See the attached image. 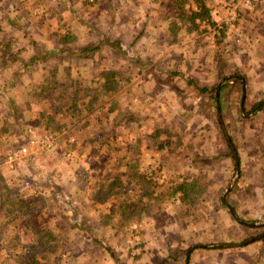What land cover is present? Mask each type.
<instances>
[{
    "label": "rangeland",
    "instance_id": "1",
    "mask_svg": "<svg viewBox=\"0 0 264 264\" xmlns=\"http://www.w3.org/2000/svg\"><path fill=\"white\" fill-rule=\"evenodd\" d=\"M2 1L0 0V12H3ZM31 1L29 0V2ZM54 1L56 3L53 7L51 3L46 5L47 9L45 11L51 12V15L47 19L44 18L43 22L52 23L51 19H55L57 22L54 25H57L58 21L64 18L61 24L75 22L74 24H78V26L74 29L71 25L65 24V26H69L68 28H71L72 31L75 30L87 35V29L80 20L77 18L65 20L67 13H72V10H79L80 15L91 12L94 16L99 14L103 17V12L108 13L111 10L114 13V16L113 14L111 16L114 19L113 22L116 28L101 31L109 34L110 38L106 42L111 44L110 48L111 46L114 48L115 46L119 47L118 44L122 43V46H130L128 49L132 56L140 55L143 57V48L139 49L140 42H144V45L147 41L151 42L152 44H149V47L155 44L162 46L161 44L165 43L176 48V50H178L177 46L181 43L184 46L179 47L178 52L185 61L181 58L184 65L179 68V71L176 68L171 70L173 71L172 74H175L174 77H179L178 79L181 81L179 88L182 90L179 93L180 99L170 101V109L168 110L170 112L164 115L163 118L165 122L163 129H161L163 130L161 137L166 138L169 146L164 149L162 154L166 158L163 162L167 165L154 164V160L141 162L149 167L148 170H154L156 173L155 176H147L149 172L147 171V174H144L141 170V164L135 163L137 165V175L152 182L151 185L149 183L146 186L143 185L144 190H153L154 194L150 197H144V191L141 190V184L143 183L138 180L133 185L128 179L125 180L126 176H123L121 183H119L121 185L116 189L120 190L118 193H121V198H112L105 206L96 203L98 206L109 207L107 211L101 210V218H103L106 227L101 228L96 233L90 228L77 227L78 231L83 230L86 234H90L93 242L100 241L98 238L104 240V243L100 241L103 246L100 247L101 251H97L99 252L98 257H96L97 255L91 257L88 254L81 256L79 254H83V250L87 253H94L95 250L82 249L81 247L78 250L75 247L74 257H60L59 259L54 257L50 260L48 256L42 264H69L70 261L74 260H77V264H137L134 255L129 252L128 248L124 247L125 244L130 243L129 239L133 240L136 235V232L132 231L135 221H121L119 219L120 212L112 211V208L116 209V207L111 206H118L123 201H128L129 204L137 203L138 209L144 208L139 223L144 222L148 218L147 214H149L146 211V202L148 199L157 198L158 188L162 184L159 176L166 181L167 193L161 200L152 205L150 211L154 214H157V212L160 214V210L166 205L167 216L176 213V218L172 219L173 224L177 220L180 222L179 225H186V223L187 225H193L192 227L189 226V229L183 226L180 229L176 227L174 234L175 237L177 236L175 240L178 241L173 242L172 254L165 260L166 264H186L188 252L186 255L181 252L188 248L193 249L192 253L195 252L194 259L197 260H199V250L201 253L202 250L215 252V255L202 257L201 264L211 262L214 257L216 260L213 261L218 262V264H248L249 261L252 264H261L262 260L258 257L254 260V257L259 254V243L264 241V225H262L264 223V39L261 41L260 48H256L254 43L252 44L254 47L251 46L249 49L250 44H248L247 48L250 51L246 52L239 42L235 45L226 42L228 38L226 32H228V29L230 30V26L227 27V24L232 22L235 18L234 15L244 13L242 16L245 18H241L237 22L236 29L243 30L247 28V32L251 31L255 34L262 32L264 35V18H259L261 12L264 11V2L260 0H234L235 2L226 4L224 0H207L212 10H219L214 20L219 27L218 30L223 28L222 30L225 31V37L221 38V34L216 28L201 25L198 30H190L191 25L189 23L179 22L174 11L169 9L171 0H131L130 6L132 9L130 14L138 16L142 14L144 7L147 8L148 6L151 12V14L133 20L136 26L133 27L132 34L123 29V26L130 24V20L126 18L125 13L121 12V8L117 11V14L114 12L118 5H121L123 12L126 11L121 0ZM68 1H71L72 4H69ZM94 1L97 4H94ZM195 6L194 0H189L186 3L187 8H195ZM252 11L254 13L251 14ZM40 12H42L41 9L39 11L31 10L34 17L36 16V19L41 21L39 16L42 13ZM8 22L10 24H6L7 21L0 18V28L2 30L0 31V232L3 225L10 224L9 221L12 218L7 216L6 211L2 209V205L5 202L7 203L6 197L9 196V200L20 201L19 199H12V194H9L12 188L9 182L13 183V180L22 185L24 184L26 191H30V193L33 183H35L34 186L37 185L41 193L43 186L48 188L44 192L47 195L46 200L43 199L46 206L33 204L32 211L35 212L41 208L38 215L39 228L55 232L61 222L57 220L61 219H55L56 216L54 217V215L56 214H53L52 206L58 208L59 213L63 210L61 206L65 205L75 210L79 208L81 210L82 208L81 202L83 201L78 200L79 195L75 198L73 191L80 188L83 181L73 184L74 174L77 173L82 178L87 177L90 166L88 160H92L93 156H101L103 158L101 164L106 165L107 174L110 173L109 176L112 177V174L115 175L124 170L123 165L127 164V160H121V156L129 159V153L125 154L124 150L118 146L116 147L118 153H112V151L104 149L103 145L98 142L95 143L94 147L84 146L83 141L90 138H96L95 140H97L96 135L99 127L94 125L95 122L83 127L75 120L77 116H54V113H51V108L55 107V96L53 98L47 93L42 94L40 90L41 88L50 87L52 81H47V79L53 78L54 82L59 84L55 91L56 95L64 92V89H67L66 92L71 93L72 86L79 90L87 86L92 92L88 95V101L89 96H93L95 93L94 91H99L100 84L98 82L96 85V82H94V78H98L96 75L98 68L91 67V71L88 70V67H82L81 63L84 57L89 59L87 60L89 64H91L90 60H92V64L99 62L102 66L99 68L100 73L117 72L122 77L125 73L119 71L122 70L121 67L119 70L117 69L119 61L116 62L114 57L117 54L109 52L108 48H105V52L102 54L101 51L99 54L95 51L89 52L91 54H86L87 56H84L83 53H76L78 56L71 57L67 53L61 57L59 55L56 59L45 63L40 69L39 67L36 69L30 68L22 72L18 70L21 69L20 66L17 71L13 70L15 69L14 64L18 66L16 63L23 55L17 48L24 43H33L34 39L32 36H28L29 34L24 37L23 34L19 33L18 27L20 23L26 24L25 21L15 18ZM173 22L178 23V29L177 27L171 29ZM260 28L261 32L259 31ZM75 35L77 39L79 36L84 37L79 33H75ZM44 37L47 43L50 42L49 35ZM58 37L59 34L55 36V38ZM158 37H160V43L156 40ZM55 38L51 35L50 39L56 42ZM91 38L94 40V35ZM117 38L122 39L118 44L115 41L118 40ZM75 43L84 46L76 41ZM4 44H10L13 47L9 52L11 53L10 56L7 55ZM153 48L157 49L158 47L155 45ZM190 48H192V51ZM159 50L163 52L162 49ZM6 56H9V59H12L13 62L16 60L15 63H10V66L7 67L9 59ZM43 56H45L44 53ZM59 58H62V60H59ZM2 60L6 61L1 63ZM120 61L124 62L122 59ZM67 63L74 65V67L67 70ZM53 72L55 76H53ZM8 75H10V79ZM24 79L27 84L30 79L32 82L30 81L29 85H25L23 83ZM223 83L221 99L224 106L221 113L217 110L210 93L207 92ZM25 86H29L31 90H28ZM200 88H207V91L201 92L199 91ZM125 89L122 85L118 87V91ZM244 90L246 97L244 103H242ZM79 92V96L84 93L83 90ZM100 94L99 99L101 102L97 106L98 109L102 107V104L105 107L110 106L109 104L116 102L118 99L116 93L113 95ZM63 105L67 106L66 103H63ZM80 105L85 106L82 102H80ZM155 107L157 108L156 105ZM141 109L139 107V110ZM157 113H159V110ZM43 114H46V116L51 114L53 125L61 126L60 129L49 126L47 119L41 117ZM80 127V130L76 129ZM153 128H155L154 125L149 123L148 133L143 128L142 136L156 135V129ZM54 130H57V132H54ZM110 140L112 141V137H110ZM228 142L233 145L237 157H235L234 152L231 154ZM23 148H26V152L22 150ZM141 151L139 150L140 157ZM107 153L110 157L108 163ZM142 153V159L149 158L146 149ZM172 153L176 154L177 158L171 162V157H175ZM116 155L120 158L119 161L116 159ZM149 155L151 156L150 151ZM12 158H14L13 162ZM7 160L9 162L8 166H3V162ZM94 160L97 161L96 158ZM236 165H238V169L235 168ZM77 169L78 172H76ZM142 169H145V167ZM52 172H55L57 176ZM16 173L18 174L15 175ZM50 176H54L55 179L50 178ZM99 176L100 174L93 176L94 179L90 180L91 183L94 184ZM169 176L172 177L166 179ZM107 179L111 180L110 178ZM193 179L199 180L201 186V195L194 205L190 206L181 202L179 194L175 197L169 196L170 188L173 185ZM68 181L71 183H68ZM97 183L93 185L92 190L95 189V186L99 187L100 184L96 185ZM56 185H60L62 188L57 190ZM122 187L124 190H122ZM7 190L8 196L6 195ZM50 190L56 191V193L51 196L49 192L52 191ZM141 197H143L142 201L139 200ZM223 202H226L225 205ZM228 205L233 210L235 209L234 212L237 218L232 216ZM129 208L131 211L134 210L133 207ZM71 213L75 214V212ZM89 214L87 216L96 215L95 212ZM128 216L130 217V215ZM158 219L163 222L171 221L170 218L164 220L159 215ZM239 219L250 223V225H244ZM11 224H13V232H15L17 227L14 225L16 222ZM18 224L21 227V221H18ZM28 227L31 228L27 225L22 228L27 231L30 230ZM20 230L19 228L18 231L20 232ZM76 232V230L69 231V237L73 239L72 237L76 236ZM183 235L186 236L185 239ZM182 239L185 242H182ZM225 245L242 246L226 247ZM63 246L60 245L58 254L68 256ZM64 247L66 248V245ZM122 250H124L123 254H125V250L127 251L125 255H120L123 258H115V255L122 254ZM261 251L264 252V249H261ZM240 252L245 253L242 256ZM192 253L188 264H191ZM124 258L125 260H122ZM155 261L157 264H163L160 258H156Z\"/></svg>",
    "mask_w": 264,
    "mask_h": 264
},
{
    "label": "crops",
    "instance_id": "2",
    "mask_svg": "<svg viewBox=\"0 0 264 264\" xmlns=\"http://www.w3.org/2000/svg\"><path fill=\"white\" fill-rule=\"evenodd\" d=\"M23 1L24 3H22ZM224 1L226 4L235 2L234 0H224ZM260 1L264 2V0H260ZM40 2L44 6H42ZM40 2L39 0H32L31 2H29V0L2 1L3 12H0L1 14L0 18H2V20L7 21L6 24H10V22L8 21L11 19L14 20L15 18H19L22 21H25L26 24L20 23V26L18 27L19 33L23 34L24 37L27 36V34H29L28 36H32L34 39L33 43L31 44L24 43L23 45H20L19 48H17L20 52L23 53V55L21 59L18 61V63H16L18 64V66L14 64L15 69L13 70L17 71V69L20 66L21 69L18 70L22 72L25 70H29L30 68L36 69L37 67H39L40 69V67H43L45 63L50 62L53 59H56V57L59 55L61 57L66 53L69 55V57L74 55L78 56V54L76 53H83L85 54L84 56H87L86 54H91L88 53L89 51L95 50L97 54H99L101 51L102 54L103 52H105V48H108V50H110L109 52H114V54H117V56L114 55L116 62L119 61V63H117V67H118L117 69L119 70V68L121 67L122 70L119 71L125 73V75H123L124 77H122L119 73L116 72L117 79L120 81V85L124 86V88L126 89L121 91H116V96L118 99L116 102L114 101L111 104H109L110 106L105 107V105L102 104L101 105L102 107H100L95 112H92L91 114H85L82 117L77 116L78 118L76 117L75 120L78 123H80L81 126L83 125V127L91 124L92 122H95L94 125L99 127V130L96 135L97 140H95L96 138H90L86 141H83L84 146L94 147L95 143L98 142L99 144L103 145L104 149H107V151H112V153H116V154L118 153L116 149V147L118 146L122 150H124L125 154L129 153L128 155L129 159H125L126 157L121 156L122 157L121 160L122 159L127 160L126 162L127 164L123 165L124 170L122 172H118L115 175L112 174L113 175L112 177L108 176L107 174L108 169L106 168V165L101 164V160L103 159L101 158V156L99 157L93 156L92 160H88V162H90L89 163L90 166L88 168L87 177L82 178L81 176L79 177L77 173L74 174V177L72 178L73 184H78V182L83 181L80 184V188L78 189L76 188L77 190L74 189L73 191L74 197L76 198L79 195L78 200L80 202L83 201L81 202L82 208L81 210L80 208L75 210L74 208H70V206L65 205V206H61V209L63 210H61L59 213V209L58 208L56 209L55 206H52L53 214H56L54 215V217L56 216L55 219H61V220H57L61 222L58 224V229L57 231H55L56 233L51 232L55 240L54 242H51L49 246L44 248L41 245H39L38 242L40 240V237L36 236L31 228L28 227V229L30 230L24 231L22 227L26 225L25 219L12 218V223L16 222V224L14 225L17 227L15 232H13V226H12L13 224H11L10 221H9L10 224H7L6 226L3 225L2 230L0 232V264H33V260H37L39 264H42L48 258V256L50 257V260L51 258L54 257H57L58 259L60 257H67V258L74 257L73 254L75 255L74 252L75 247L78 250L80 247L82 249L89 248V250L91 249L95 250L94 253L92 252L87 253V251L83 250L85 253L82 252L83 254H79L81 256H86V254H88L89 256L94 257L95 255H97L99 253L97 251H101L100 247L103 246L101 242L104 243V240L102 238H98V240H100L101 242L100 241L93 242V239L90 238V234H86V232L83 230L78 231L77 227L83 226L86 228H90L91 230L94 231V233H96V231H100L101 228L106 227L105 222L102 220L103 218H101L102 217L101 210L107 211V209H109V207L107 206L103 207V206L108 205L107 203L110 200L100 202L97 199V196L100 193V191L102 192L104 190L105 192H108L110 189H112L111 186H113L116 190L120 185L114 180H118V179L122 180L123 176H126L125 180H127L132 170H135L134 174H137L136 169H131V168L129 169L130 167L129 164L132 163V166L135 165L137 168V165L135 163H140L142 166L141 167L142 172L144 174H147V171L149 172L147 176L148 175L155 176L156 173L154 172V170L151 169L148 170L149 167H147L146 164H142L141 162H151V160H154L153 161L154 164L158 163L159 165L162 163L164 166L167 165V163L163 162L166 158L164 157V154H162L164 149L169 146L168 142L166 141V138L161 137L163 135V130L161 129H163L164 127L163 124L165 122L163 118L164 115L170 112L168 111L170 109V101L180 99L179 93L182 90V89L180 90L179 88L181 83V81L178 79L179 77H174L175 74H172L173 71H171L173 68H176L179 71V68L183 67L184 65V63H182L181 61L182 60L185 61V59L182 58L180 52H178L180 49L179 47L184 46L181 45V43L179 44V46H177L178 50H176V48L172 47L171 45L169 46V44L164 43L161 44L162 46L155 44L159 49L163 50V52H161L158 48L157 49L153 48L155 47V45L149 47V44H152L149 41H147L145 45L144 42H140L139 49L143 48L142 49L143 57H141L140 55L132 56L131 53H129V49H128L130 48V46L129 47L122 46V43L118 44L121 42L120 41L122 40L121 38H117L118 40H115L117 41L119 47L115 46L114 48L111 46L110 48L109 46L111 44H108L106 42V40L110 38L109 34L101 32L104 31L105 29L111 30L112 28L114 29L116 28L113 22L114 19H112L111 16L112 14L114 16V13L111 10H109L108 13L103 12L102 13L103 17H101L99 14L94 16L92 15L91 12L85 15L82 14L80 15L79 10H72V13L71 12L67 13V18L65 20L67 19L74 20L76 18L80 20L81 23H83L87 29L88 34L86 35L84 33L82 34V32H76L75 30L72 31L71 28H68L69 26L67 27L65 26V24H68L73 26L72 29H74V27L78 26V24L76 25L74 24L75 22L61 24L64 21L63 20L64 18H61V20H59L60 22L58 21L57 25H54L57 22V20L55 19H51L52 23H46V21L43 22L44 18L47 19V17L51 15V12L45 11L47 9L46 5H49V3H51L53 7L56 1L44 0ZM121 2L124 4L126 11L125 12L122 11V7H120L121 5L118 6L114 5L116 6L114 12L117 14V11H119V9L121 8L120 9L121 12L125 13V15L127 16L125 17L130 20V24H126L125 26H123L124 27L123 29L132 34V30H134L133 27L136 26L134 25L135 22L133 20L135 18H139L144 15L146 16V14H151L150 8L149 6L147 8L144 7L142 14L136 16L134 14H130V11L132 9V7L130 6L132 3L131 0H129L128 2L126 0H121ZM68 3L72 4L71 1L70 2L68 1ZM94 4H97V2L94 1ZM32 9L37 11H39L40 9L42 10V12H40L42 13L41 16H39L40 13L37 14L41 19V21L36 19V16L34 17V15L31 13ZM218 11H219L218 9L212 10L213 17L217 15ZM252 13L254 12L252 11L251 14ZM243 14L234 15L235 18L232 20V22L230 24H227V27L230 26V30L228 29V32H226L228 33L227 34L228 38L226 39V42L228 41L230 45H235L237 42H239L240 44H242L244 51L249 52L250 50H248L247 45L250 44L249 45V49H250L251 46L254 47V45L252 44L255 43L256 48H260V44L261 41H263L264 39V35L261 32V28L259 30L261 33L258 34H255L254 32L251 31L247 32V28L243 30L236 29L237 22L241 18H245L242 16ZM261 14L259 16L260 19L264 18V11L261 12ZM46 29L49 30L46 31ZM0 31H2L1 28ZM54 31L57 32L54 33ZM75 33H79L84 37L82 38L81 36H79L77 39ZM57 34H59V37L55 38ZM48 35L50 42L47 43L44 36H48ZM51 35L53 36V38L56 39L55 40L56 42L50 39ZM92 35H94V40H92L91 38ZM61 38H65V39L60 44L59 41ZM152 39L154 40V38ZM156 40L157 42L160 43V37L156 38ZM75 41L83 44L84 46H80L79 44L75 43ZM4 46L7 55L10 56L11 53L9 52H11L10 50L13 47L10 44L7 45L4 44ZM190 50L192 51V48H190ZM231 50L234 51L233 48H231ZM43 53L45 54V56H43ZM178 55L179 57H177ZM9 56H6V58L9 59ZM121 59L124 60V62L120 61ZM59 60H62V58H59ZM87 60L89 59L87 57H84V60L81 63L83 65L82 67H88V70L91 71H92L91 67L98 68V73L96 74L98 78L97 77H96L97 79L94 78L95 80H97V81L94 80V82H96L97 85V83L100 82V76H101L99 68L102 66L100 65L99 62L92 64L93 62L92 60H90L92 64L91 65L87 63ZM5 61L6 60H2L1 63H4ZM15 61L13 62L12 59L11 60L9 59V61H7L8 62L7 67L10 66V63L12 64L15 63ZM214 65H216V63H214ZM66 67H67L66 69L68 70V68L74 67V65L67 63ZM11 75H13V73H11ZM9 77L10 75H8V78ZM30 81L31 79L28 81L27 84L26 83L27 81H25L24 79L23 83H25V85H29V83L32 82ZM25 87L28 88V90H31L29 89L30 88L29 86L28 87L25 86ZM218 87L220 89L222 87V84H220ZM244 100L242 97V103H244ZM155 105L157 106V108L155 107ZM103 106L105 108H103ZM139 107H141L142 109L139 110ZM158 110L159 113H157ZM162 113H163V117H162ZM149 123L154 125L155 128L153 129H156V133H155L156 135L151 134L152 136L150 137L148 135L142 136L143 128L144 131L146 130L147 132V128H149ZM72 125L74 126V124ZM76 129L80 130L81 127ZM110 137H112V141L110 140ZM161 146L162 148H160ZM145 149L147 150V155L149 158L142 159V155H143L142 151H144ZM139 150H142L141 157L139 155ZM149 151L151 152V156L149 155ZM172 154L175 155V157H171V162L175 161L177 158L176 154L174 153ZM95 158L97 159L96 162L94 160ZM106 159L108 163L110 161L109 153H107ZM116 159L119 161L120 158L116 155ZM8 163H9L8 160L6 162H3V166L4 165L8 166L7 165ZM144 167L145 169H142ZM105 169L107 170L104 171ZM76 172H78V169L76 170ZM52 173L56 175L55 172ZM17 174L18 173H16L15 175ZM98 174H100V176L99 179L96 181L98 182L96 185L99 184L100 185L99 187L95 186V189L92 190L91 188L96 182L93 184L91 183L90 180H93L94 179L93 176H97ZM52 177L55 179L54 176H50V178ZM159 177L162 184L158 188L159 190L157 191V198L156 199L152 198L150 200L148 199V201L146 202L145 207H146V211H148L149 213L147 214L148 218L144 220V222L142 223L135 222V224H133L132 231L134 230L133 232H136L135 233L136 235L135 237H133L134 238L133 240L129 239L130 243H127L124 246L125 248L129 249V252L132 255H134V259L137 260L136 261L137 264H157V262L155 261L156 258H160L164 262L172 254L173 242H175L176 241L175 239L177 238V236L175 237L174 234V230L176 229V227L180 229V227L183 226L189 229V226L190 227L193 226V225H187V223L186 225H179L180 222H178L177 220L176 223L173 224L172 219L176 218V213H174V215L170 214V216L168 214L167 216L166 205L162 208V210H160V214L159 212H157V214H154V212L150 211L151 207H153L152 205L158 202L159 200H161L167 193L166 191L167 187L165 185L166 181L163 177L161 176ZM171 177L172 176H169L166 179H169ZM107 178H110L111 180L109 181ZM68 183L71 182L68 181ZM34 184L35 183L31 185L32 187L30 193V191H26L27 189L24 187V184L22 185L16 180H13V183L9 182V185L12 187L9 194H12V199H19L21 201L37 198V197H42L43 199L46 200L47 195L44 194V192L47 191L48 188H46V186H43V190L41 193L39 192L41 190L38 189L37 185L34 186ZM56 188L57 190H59V188L62 187L60 185L59 186L56 185ZM122 190H124L123 187ZM50 191H52L49 192L51 196H53L56 193V191L55 192H53V190ZM118 191L120 190H116L114 191V193H118ZM7 192L8 190L6 191V193ZM96 203L101 204L103 206H98ZM111 207H115V205ZM2 209H4L6 211L5 214H7V210L10 209V205L4 204L2 205ZM13 209L14 208H12V210ZM71 212H75L76 215ZM90 212H95L96 215L87 216V214L90 215L89 214ZM67 213L69 214V216ZM158 215L159 217L162 216L164 220L170 218L171 221L163 222L158 219ZM7 216L9 215L7 214ZM18 221H21V227L19 226ZM262 225H264V223H262ZM19 228L21 229L20 232L18 231ZM74 230H76L78 234L76 232L75 234L76 236L72 237L74 239L73 240L69 237L68 233L69 231H74ZM183 236L185 239L186 236L185 235ZM182 242L185 241L182 239ZM54 244H57V246L55 247ZM60 245H64V246L66 245V248L64 246L63 248L65 249L66 253H68V256L66 254L63 255L58 254ZM97 246H99V248H97ZM258 247L260 251L258 252L259 254L254 257V260L256 257H258V259L263 261V262L261 261V264H264V252L261 251V249H264V241L260 242ZM123 251L124 250H122V254L115 255V258L117 257L123 258L120 255H125L127 252L125 250V254H123L124 253ZM100 253L102 254V252ZM214 253L215 252L207 251V250L204 251L202 250L201 253V251L199 250L198 252L199 260H197L194 259L195 252H193L191 255L192 256L191 264H201L202 257L205 258V257H209L210 255H215ZM240 253H241L240 255L243 256L245 252H240ZM31 254H34L35 256H32ZM96 257H98V255ZM214 258L213 260H216ZM122 260H125V258ZM213 260L211 262H206L204 264H218V262H214ZM77 263H78L77 260L69 262V264H77ZM248 264H252V262L249 261Z\"/></svg>",
    "mask_w": 264,
    "mask_h": 264
},
{
    "label": "trees",
    "instance_id": "3",
    "mask_svg": "<svg viewBox=\"0 0 264 264\" xmlns=\"http://www.w3.org/2000/svg\"><path fill=\"white\" fill-rule=\"evenodd\" d=\"M189 2V0H171L170 1V6L169 9L174 11V14L177 16V19L179 20V22H183V24L185 23H189L191 25L190 30H198L199 27L201 25H205L206 27H211V28H216L217 30L219 29V27L217 26V23L214 20V17L212 15V9L209 7L207 0H194L195 3V8L194 7H186V3ZM189 4V3H188ZM178 23L177 22H173L171 25V29H175L177 27L178 29ZM223 28H221V30H218V32H220L221 34V38L225 37L224 33L225 31L222 30ZM65 38H61L60 39V44L61 42L64 41ZM89 52H95V50L89 51ZM88 52V53H89ZM53 76H55V73L53 72ZM117 74L114 72L111 73H101L100 76V86H99V91H95V93L93 94V96H89V99L87 101L88 95L92 94V92L90 91L89 88H87V86H85V88H83V95L79 96V90L78 88H75L74 86H72L70 91L71 93L66 92L67 89H64V92L60 93L59 95L55 94V91L57 90L58 87V82H54V79H47V81H52L51 86L47 87V88H41L40 91H42L41 93H47L49 96L53 97L55 96V107L51 108V113H54V116H59V115H68V116H84L85 114H91L92 112H95L96 110H98L97 106L99 105V102H101V100L99 99V96H101L100 93H107L108 95L110 94H114L116 93V91H118V87L120 86V81L117 79ZM101 79H103V81L101 82ZM228 80V79H225ZM222 86H224V83L222 84ZM207 88L205 89H201V92H206ZM221 88L219 89V87L214 88L213 90H208V94L210 93L211 95V99L213 100V102L216 104V108L219 112H223L222 108L224 106V104L222 103V99H221ZM218 93V94H217ZM107 98V97H106ZM103 100V99H102ZM80 102L83 103V105L85 106H81ZM63 103H66L67 106H64ZM83 109H82V108ZM67 108V109H65ZM104 108V106H103ZM87 112V113H86ZM52 116L51 114H49L48 116H46V114L41 115L42 118H46L47 119V123L49 126H52L54 129H60L61 126H55L53 125V120H52ZM55 124V123H54ZM54 132H57V130H54ZM228 147L230 149L231 154H233V150H232V145L228 142ZM162 148V146L160 147ZM129 169H136V166L133 165L132 163L129 164ZM236 169H238V166L236 165L235 167ZM135 170L131 171V174L128 176V180L130 181L131 184H135L136 182H138V180H140V182H142L143 184H141V189L144 191V197H150L154 194V191H145L144 190V186L148 185V183L152 184L151 180H147V178L138 176L137 174H134ZM110 173H108L109 176ZM139 178V179H138ZM115 182H117L118 184L121 183V179L114 180ZM150 184V185H151ZM154 184V183H153ZM121 185V184H119ZM144 185V186H143ZM112 189H110L108 192H101L98 194L97 199L102 202V201H108L112 198H121V193H114L115 188L113 186H111ZM201 186L199 184V180L197 179H193L191 181H182L181 183H177L175 185H173L170 188V192H169V196L170 197H175L178 194L180 195V200L181 202H183L184 204H188V205H194L196 203V201H198V198L201 195L200 192ZM6 195L8 196V192L6 193ZM9 197V196H8ZM6 197V201L5 204H9L10 205V209L7 210V214L9 216H11L13 219H25V224L29 225L33 231V233L40 237L39 240V245H41L42 247H47L51 244V242H54L55 238L53 237L52 233L50 231H46L44 229L39 228V222H38V215L40 214V209H37L35 212L32 211V206L33 204H41L43 206H45V202L43 200L42 197H37V198H32V199H27L24 201H15V200H9V198ZM143 197L139 198L140 201H142ZM123 200V199H121ZM120 200V202H121ZM226 203V202H225ZM225 203L223 202V204L225 205ZM128 201H123L121 202V204H119L118 206H115L116 209H113L112 211H119L120 215H119V219L121 221L126 222L127 220H129V222L131 220L135 221L136 223H139L142 219V217L140 216L141 213H143L144 208L142 209H138L137 207V203H132L129 204ZM129 207H133V209L135 210H129ZM12 208H14L12 210ZM235 210V209H234ZM130 215V217L128 216ZM109 217H111L110 215H108ZM134 217V218H132ZM12 218L10 220V222L12 223ZM240 220V219H239ZM244 225H250V223L245 222L244 220H240ZM55 247L57 246V244H54ZM188 250H190L189 248L187 250H185L184 252L182 251L181 253H185V255L187 254ZM32 256H35L34 254H31ZM167 262L164 261L163 264H166ZM33 264H39V262L37 260H33Z\"/></svg>",
    "mask_w": 264,
    "mask_h": 264
},
{
    "label": "water",
    "instance_id": "4",
    "mask_svg": "<svg viewBox=\"0 0 264 264\" xmlns=\"http://www.w3.org/2000/svg\"><path fill=\"white\" fill-rule=\"evenodd\" d=\"M245 90L243 91V100H244V98H245ZM224 128V127H223ZM224 130H225V128H224ZM232 149H233V152H234V155H235V157H237V153H236V151H235V149H234V147H233V145H232ZM238 164V163H237ZM238 179V178H237ZM236 179V180H237ZM235 180V181H236ZM235 183V182H234ZM225 201H226V198H225ZM228 208H229V210H230V212H231V214H232V216L234 217V218H237L236 217V213L234 212V210L232 209V207H230L229 205H228ZM242 245H245V244H242ZM242 245H225L226 247H238V246H242ZM192 251H193V249H191V250H189L188 251V255H187V258H186V264H188V262H189V260H190V254L192 253Z\"/></svg>",
    "mask_w": 264,
    "mask_h": 264
},
{
    "label": "built area",
    "instance_id": "5",
    "mask_svg": "<svg viewBox=\"0 0 264 264\" xmlns=\"http://www.w3.org/2000/svg\"><path fill=\"white\" fill-rule=\"evenodd\" d=\"M22 150H23L24 152H26V148H23ZM11 160H12V162H13L14 158H12Z\"/></svg>",
    "mask_w": 264,
    "mask_h": 264
}]
</instances>
